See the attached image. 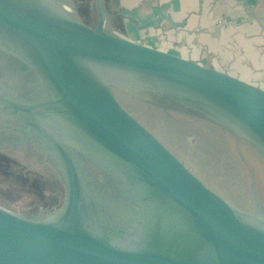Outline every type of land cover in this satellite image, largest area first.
I'll list each match as a JSON object with an SVG mask.
<instances>
[{
    "label": "water",
    "instance_id": "1",
    "mask_svg": "<svg viewBox=\"0 0 264 264\" xmlns=\"http://www.w3.org/2000/svg\"><path fill=\"white\" fill-rule=\"evenodd\" d=\"M96 10L90 26L56 0H0V42L45 88L31 100L1 92L0 111L36 139L64 185L61 206L46 216L0 205V264H264V216L208 186L112 85L195 109L263 155L264 87L112 32L100 0ZM81 140L121 180L124 217L106 209L102 193L92 194L97 187L74 153Z\"/></svg>",
    "mask_w": 264,
    "mask_h": 264
},
{
    "label": "rangeland",
    "instance_id": "2",
    "mask_svg": "<svg viewBox=\"0 0 264 264\" xmlns=\"http://www.w3.org/2000/svg\"><path fill=\"white\" fill-rule=\"evenodd\" d=\"M56 1L84 23L93 26L97 22L96 0ZM121 4L119 0H100L105 27L127 38L144 40L148 28L143 24L138 27L137 7L129 9ZM145 42L154 46L151 36ZM256 52V58L243 52L232 54L228 62L231 69L227 70L244 78L246 75L264 87V44ZM13 60L15 65H11ZM18 65L22 66L21 71ZM216 66L221 67L219 62ZM24 68L18 57L0 42V93L25 99L19 90L30 87L29 96L43 97L45 90L38 77ZM112 90L120 103L208 186L235 206L264 216V155L247 139L195 109L169 104L165 96L146 95L126 85H112ZM20 127L18 119L0 111V205L22 215L46 216L61 206L64 185L57 166L45 156L35 138ZM66 134H62L64 140ZM78 158L92 179L94 169L88 158ZM95 189L99 194V189ZM125 203L126 196L111 194L105 205L121 218L125 216ZM117 207L120 211H116Z\"/></svg>",
    "mask_w": 264,
    "mask_h": 264
},
{
    "label": "crops",
    "instance_id": "3",
    "mask_svg": "<svg viewBox=\"0 0 264 264\" xmlns=\"http://www.w3.org/2000/svg\"><path fill=\"white\" fill-rule=\"evenodd\" d=\"M119 1L125 8L137 7L139 19H144H137L138 27L148 28L139 41L151 36L154 46L200 62H219L222 68L231 69L232 54L243 52L256 58L264 44L263 0Z\"/></svg>",
    "mask_w": 264,
    "mask_h": 264
},
{
    "label": "flooded vegetation",
    "instance_id": "4",
    "mask_svg": "<svg viewBox=\"0 0 264 264\" xmlns=\"http://www.w3.org/2000/svg\"><path fill=\"white\" fill-rule=\"evenodd\" d=\"M18 60L23 64V66H25L24 69L27 68L26 69V70H28L27 73L31 72L34 75V78L35 77L37 78L36 73L29 67V65H27L26 62H24L19 57H18ZM12 64L15 65L14 60L12 61L11 65ZM19 69L21 71L22 66H19ZM25 78H28V76L26 75ZM38 81H39V79H38ZM28 90H30V87L28 89L23 87L22 90H19L20 96H22V98H25L24 100H27V99L31 100V98H33V99L40 98L39 96H35V97L29 96L28 95ZM44 90H45V88H44ZM28 135L31 137V134H28ZM34 141L36 143H38L36 141V139H34ZM81 144H82V145H80L81 147H77V149H75L74 153L76 154L77 157L79 155H80V157L81 156L87 157L88 158L87 161L89 162V166H92L93 169H94V174H93L94 176H92L93 178L90 179L91 177L88 176L89 181H92V183H93V184H91L89 182V185L92 188V190L94 189L93 186L97 187L99 189V192L102 193L103 197H106L107 199H109V196L111 194L114 195V196L116 195L117 197H119L120 195H122V197L126 196V199H127V193H126V190H125L124 186L122 185L121 180L116 176V174L110 168H108L107 166L103 165V163L101 162L102 160H101V158H100V156L98 154V151L96 152L95 149H92V147L85 141H82ZM38 145H39V143H38ZM93 193H95V191H93L92 194ZM108 193H111V194H108ZM128 203H129V200H127V203H125V205L127 206Z\"/></svg>",
    "mask_w": 264,
    "mask_h": 264
}]
</instances>
